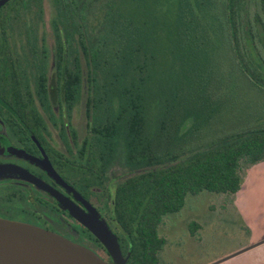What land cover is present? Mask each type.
<instances>
[{
    "label": "trees",
    "instance_id": "16d2710c",
    "mask_svg": "<svg viewBox=\"0 0 264 264\" xmlns=\"http://www.w3.org/2000/svg\"><path fill=\"white\" fill-rule=\"evenodd\" d=\"M52 2L57 39L58 24L65 40L79 33L89 68L94 141L80 168L106 171L121 158L129 171H144L119 184L114 207L128 232L126 264H160L164 216L180 211L187 195L237 192L241 164L264 159L262 111L209 130L207 147L194 145L186 158L172 152L187 123L213 124L216 80L233 77L238 93L264 94V0ZM66 87L69 119L80 97L73 72ZM252 100L239 99L247 109ZM188 226L194 233L200 223Z\"/></svg>",
    "mask_w": 264,
    "mask_h": 264
},
{
    "label": "flooded vegetation",
    "instance_id": "af4514ba",
    "mask_svg": "<svg viewBox=\"0 0 264 264\" xmlns=\"http://www.w3.org/2000/svg\"><path fill=\"white\" fill-rule=\"evenodd\" d=\"M43 1L7 0L0 6V218L54 232L113 264L105 244L83 220L106 227L126 256L128 232L115 212L113 194L121 182L144 171H129L124 164L118 171H112L113 164L106 171L80 168L82 151L87 155L86 148H93L90 105L82 138L80 127L62 110L71 92L66 87L70 72L81 89L82 42L77 32L65 40L63 24H58L57 39L56 9L46 0L52 14L44 24ZM44 29L52 33L51 41Z\"/></svg>",
    "mask_w": 264,
    "mask_h": 264
},
{
    "label": "rangeland",
    "instance_id": "374dc122",
    "mask_svg": "<svg viewBox=\"0 0 264 264\" xmlns=\"http://www.w3.org/2000/svg\"><path fill=\"white\" fill-rule=\"evenodd\" d=\"M43 5L42 18L43 23L46 24L52 9H49L46 0L43 1ZM28 12L30 11L23 13L25 18ZM51 34L49 30H45L48 41L53 38ZM80 66V97L69 119L72 124L80 127L82 138L87 120L85 108L88 101L86 99L89 95V68L82 53ZM234 80L233 77L226 81L216 80L214 90L221 98H218L220 104L213 124L191 127V123H187L182 128L184 137L177 140L174 138L172 152L175 154L181 152L179 156L186 158L194 151L190 148L196 145L207 147L209 142H206L204 135L209 130L216 129L215 127L223 128L227 122L234 124V121L239 120L246 112L252 114L264 112V94L254 92L248 94L244 91L238 93ZM236 81L239 84L237 79ZM249 96H253L254 100L247 109L245 106L242 107L239 99L247 101ZM231 99L236 102L231 103ZM92 109L91 106L89 108L90 123ZM122 163L123 159L120 158L117 164L111 166L112 171H118ZM240 177V188L237 192L225 194L202 191L197 195H187L180 211L164 216L158 230L166 240L163 249L159 252L160 264H222L226 263L227 259H232L233 255L236 258L231 260L230 264H250L248 263L250 253L245 251L264 242V159L251 165L242 163ZM191 220L200 223V228L194 233H191L188 226ZM243 251L245 253L238 255Z\"/></svg>",
    "mask_w": 264,
    "mask_h": 264
},
{
    "label": "water",
    "instance_id": "95a60500",
    "mask_svg": "<svg viewBox=\"0 0 264 264\" xmlns=\"http://www.w3.org/2000/svg\"><path fill=\"white\" fill-rule=\"evenodd\" d=\"M7 0H0V6ZM63 205V203H62ZM64 208L82 220L78 211L69 204ZM83 222L105 244L113 264H126L116 236L106 227H93L91 221ZM0 264H108L88 248L40 227L0 218Z\"/></svg>",
    "mask_w": 264,
    "mask_h": 264
},
{
    "label": "crops",
    "instance_id": "0c3cea01",
    "mask_svg": "<svg viewBox=\"0 0 264 264\" xmlns=\"http://www.w3.org/2000/svg\"><path fill=\"white\" fill-rule=\"evenodd\" d=\"M245 252L250 253V258L248 260V263H250V264H264V242H262V244H260V245L248 248ZM245 252L244 251L242 253L240 252L238 255H242ZM233 256L231 257L232 259H227V262L222 263V264H230L234 260V258H236L235 256L234 257Z\"/></svg>",
    "mask_w": 264,
    "mask_h": 264
}]
</instances>
